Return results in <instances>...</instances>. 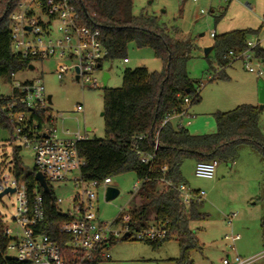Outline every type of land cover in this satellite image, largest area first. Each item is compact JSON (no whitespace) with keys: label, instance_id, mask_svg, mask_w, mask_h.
<instances>
[{"label":"rangeland","instance_id":"rangeland-1","mask_svg":"<svg viewBox=\"0 0 264 264\" xmlns=\"http://www.w3.org/2000/svg\"><path fill=\"white\" fill-rule=\"evenodd\" d=\"M224 11V12H223ZM132 13L153 15L159 24L167 28L174 40L187 41L191 46L187 54L186 71L188 78L195 84L200 101L190 106L188 113L193 115L190 126L185 127L190 134L206 135L215 133L214 114L227 113L238 106H264V76L257 77L244 69L241 61L233 62L224 69L227 79L211 80L219 69L212 50L208 57L204 50L211 48L214 39L209 34L220 36L230 31L242 29L257 30L264 19V0H237L223 3L218 0H132ZM223 17L215 22V18ZM260 46L264 49V29L259 34ZM124 64L122 59L103 62L94 70L93 78L98 87H82L71 77L58 80L55 70L57 60L52 59L34 65L33 71H25L15 76L18 81L40 79L45 94L51 97L50 109L61 117L57 120L58 134L61 131H80L88 139H105L103 110L102 76L109 75L105 89H117L122 86L125 70L145 68L149 72H161L163 65L155 58L151 50L137 48L130 43L127 46ZM70 65L69 62H62ZM264 69V64H263ZM259 88H257V81ZM201 85V86H200ZM10 83L0 78V95L7 96ZM82 106L83 112L77 113L76 106ZM259 126L264 136V109L261 111ZM89 129V131H87ZM20 148L22 166L30 171L34 166L33 152L11 141L9 130L0 127V180L10 175L13 149ZM193 160H184L180 167L183 182L191 191H202L204 196L197 202L196 211L202 218L189 221V228L195 233L199 248L190 253L193 264H221L227 255L241 257L260 256L264 250L260 220L264 217V162L262 156L251 146L241 144L236 148L234 160L219 162L214 177L210 180L194 175ZM112 186L119 191L116 199L105 202L102 190L98 192L94 205L99 222L111 223L121 211L130 207L131 192L137 183L133 172L111 177ZM59 210L65 214L69 201L75 195L71 177L66 181L48 183ZM16 195H4L0 199V221L12 225L17 214ZM188 209H185L187 213ZM230 221V222H229ZM239 236L234 243L231 237ZM175 236L160 247L154 249L143 241L135 239H117L110 249V259L98 264H173L179 258L178 243ZM234 247V251L231 248ZM254 264H264L260 256Z\"/></svg>","mask_w":264,"mask_h":264},{"label":"trees","instance_id":"trees-1","mask_svg":"<svg viewBox=\"0 0 264 264\" xmlns=\"http://www.w3.org/2000/svg\"><path fill=\"white\" fill-rule=\"evenodd\" d=\"M73 1L85 23L99 30L101 42L108 53L107 61L125 59L127 46L133 43L139 49L151 50L163 65L161 72H149L145 68L125 70L120 88H104L101 116L106 137L87 138L77 144L78 155L83 160L80 174L86 181H101L128 172H133L137 181L147 178L136 194L131 192L128 213L134 227H145L151 222L167 223V239L144 243L156 249L175 236L179 258L173 260V264H193L190 253L197 250L199 244L189 228V221L199 220L202 216L196 211L197 203H192L186 213L177 194L157 181L162 177L160 168L167 166L166 179L174 184L184 183L180 174L184 160L226 163L234 160L236 148L241 144L251 146L264 162V136L259 126L262 110L241 105L227 113L217 112L214 114L216 130L212 134L192 135L186 128L171 124L160 128L165 115L181 108L184 98L191 97V105L200 101L199 92L195 89V84L199 83L191 81L186 71L187 54L191 49L189 43L174 40L156 16L134 15L132 0ZM18 2L0 0V78L9 83L11 74L25 72L30 66L28 60L13 54L10 47L9 16ZM222 17L223 14L215 18V22ZM260 31L261 28L234 30L213 38L211 51L215 52V61L221 72L212 81L227 79L224 69L229 63L223 57L229 51L244 49L246 41L253 35H259ZM253 54L264 64V49L258 46ZM9 101L0 95V104ZM0 127L10 131L12 141L11 125L3 117L0 118ZM156 133L157 147L154 151ZM140 136L144 137L142 141L137 140ZM137 151L154 153L155 162L151 169L140 162ZM11 163L15 177L26 184L30 198L34 191L42 198L44 219L37 225L36 231L64 248L68 239L60 234L59 229L69 218L60 212L51 188L49 193H43L34 179L35 168L30 171L23 168L20 148L13 149ZM260 229L264 244V217L260 220ZM9 264L20 263L10 261Z\"/></svg>","mask_w":264,"mask_h":264},{"label":"built area","instance_id":"built-area-1","mask_svg":"<svg viewBox=\"0 0 264 264\" xmlns=\"http://www.w3.org/2000/svg\"><path fill=\"white\" fill-rule=\"evenodd\" d=\"M218 1L231 3L237 0ZM9 21L13 54L28 60L33 67L36 63L55 59L58 61L55 70L58 80L62 81L65 76H69L82 87H98V80L92 77L93 72L107 61L108 53L101 42L99 30L85 23L73 0H19ZM261 26L264 29V19H261ZM209 36L213 39L216 33L213 31ZM259 45V35H253L246 41L244 49L229 51L223 60L228 61V66L241 61L247 72L263 77V64L253 54V50ZM122 61L124 64L128 63L127 58ZM62 62H69L70 65L66 66ZM16 75L11 74L9 77L10 92L4 97L10 101L0 104V118L3 117L11 125L13 142L32 150L33 166L36 173L43 176L48 188V183L63 182L70 176L76 192L65 213L69 219L59 229L60 234L68 239L62 248L47 235L36 231L37 225L44 219L41 196L34 191L30 198L26 184L15 177L13 170L10 175L3 176L0 180V195L6 189H13L14 192L3 194L0 199L4 195H16L17 214L13 217L11 226L0 221V264H9L10 261L20 264L103 262L110 259L109 249L118 238L143 242L167 239V223L151 222L145 227H134L128 210H122L119 217L111 223L97 220L94 205L98 192L102 190L105 194L108 187H113L111 178L101 181H86L82 178L80 169L83 160L78 155L77 144L86 140L87 136L80 131L69 130H63L59 135L56 122L61 115H56L50 109L51 98L48 100L42 81H18L15 79ZM191 99L184 98L181 108L166 114L160 128L172 122L175 127L190 126L194 118L188 113ZM75 110L77 113L83 112V107L78 105ZM143 139V136L137 138L139 141ZM153 145L155 151L157 133ZM136 153L140 162L151 169L155 162L154 153ZM217 166L216 161L197 162L194 175L210 180L214 177ZM166 171L167 166L160 168L162 177L157 181L177 194L184 209H189L192 203L199 202L205 195L202 191H191L184 183L174 184L164 177ZM146 179L137 181L133 195ZM59 203L57 200V205ZM238 239L239 236L231 237L233 243ZM231 251H234V247ZM260 256H264V250ZM260 256L246 258L235 255L232 258L227 255L221 264H254ZM76 259L78 260L75 261Z\"/></svg>","mask_w":264,"mask_h":264},{"label":"water","instance_id":"water-1","mask_svg":"<svg viewBox=\"0 0 264 264\" xmlns=\"http://www.w3.org/2000/svg\"><path fill=\"white\" fill-rule=\"evenodd\" d=\"M211 52V48H207L204 50V55L207 56L209 53ZM28 70L29 71H33L34 70V67L32 65H30L28 67ZM109 78V75L107 73H104L103 74V77H102V83H103V87L105 88V85L107 83V80ZM50 96H48V100H50ZM260 110H262V107H260ZM36 183L39 185V187L42 189L43 193H49V188L43 178V176L39 173H36L35 174V177H34ZM13 193V189H6L4 191L3 194H6V193ZM3 194H1L0 196H2ZM119 195V191L114 188V187H108L106 190H105V194H104V200L105 202H110L114 199H116Z\"/></svg>","mask_w":264,"mask_h":264},{"label":"crops","instance_id":"crops-1","mask_svg":"<svg viewBox=\"0 0 264 264\" xmlns=\"http://www.w3.org/2000/svg\"><path fill=\"white\" fill-rule=\"evenodd\" d=\"M259 28H261V30L263 29L262 26H260ZM242 30H245V29H242ZM252 30H254V29H252ZM230 32H231V31H230ZM259 46H260V45H259ZM260 48H261V46H260ZM232 64H233V63H232ZM232 64H231V65H232ZM231 65H230V66H231ZM230 66H228V67H230ZM256 81H257V83H256L257 88H259V81H258V80H256ZM261 107H262V110H263V109H264V106H261ZM189 109H190V108H189ZM171 125L175 127V123H174V122H172ZM87 131H89V129H87ZM192 135H196V134H192ZM194 166H195V165H194ZM152 218H153V217H152ZM99 263H101V262H99Z\"/></svg>","mask_w":264,"mask_h":264}]
</instances>
